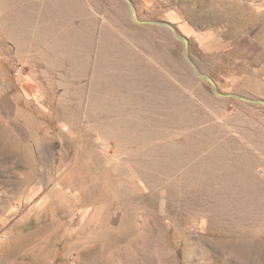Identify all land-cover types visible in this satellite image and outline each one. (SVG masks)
<instances>
[{"label":"rangeland","instance_id":"obj_1","mask_svg":"<svg viewBox=\"0 0 264 264\" xmlns=\"http://www.w3.org/2000/svg\"><path fill=\"white\" fill-rule=\"evenodd\" d=\"M132 2L264 100V0ZM185 50L126 0H0V264H264V104Z\"/></svg>","mask_w":264,"mask_h":264},{"label":"water","instance_id":"obj_2","mask_svg":"<svg viewBox=\"0 0 264 264\" xmlns=\"http://www.w3.org/2000/svg\"><path fill=\"white\" fill-rule=\"evenodd\" d=\"M128 2V6H129V12L131 17L133 18L134 21L140 23V24H156V25H161V26H167L169 27L173 33L175 34V36L182 40L185 43V58L187 59V61L190 63V65L193 67L195 73L197 74V76H199L200 78L210 82L212 89L214 91V93L221 95V96H234L249 102H257V103H261L264 104V100L263 99H253L250 97H246V96H242L240 94H236V93H223L219 90L218 85L216 83V81L214 80V78L212 76H210L207 73H203L201 72V70L199 69L198 65L194 62V60L191 58L190 56V52H189V40L186 36L180 34L176 28V26H174V24L168 22V21H157V20H147V19H140L137 15V11L135 8V5L133 4L132 0H126Z\"/></svg>","mask_w":264,"mask_h":264},{"label":"crops","instance_id":"obj_3","mask_svg":"<svg viewBox=\"0 0 264 264\" xmlns=\"http://www.w3.org/2000/svg\"><path fill=\"white\" fill-rule=\"evenodd\" d=\"M170 16H168V20L172 23H176V21L173 19V14H169ZM175 17V16H174Z\"/></svg>","mask_w":264,"mask_h":264}]
</instances>
